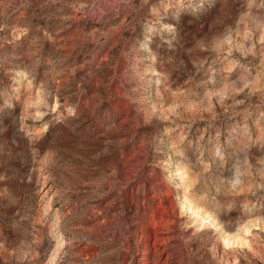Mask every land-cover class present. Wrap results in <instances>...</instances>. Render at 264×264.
I'll list each match as a JSON object with an SVG mask.
<instances>
[{
	"label": "rangeland",
	"instance_id": "1",
	"mask_svg": "<svg viewBox=\"0 0 264 264\" xmlns=\"http://www.w3.org/2000/svg\"><path fill=\"white\" fill-rule=\"evenodd\" d=\"M0 264H264V0H0Z\"/></svg>",
	"mask_w": 264,
	"mask_h": 264
},
{
	"label": "bare ground",
	"instance_id": "2",
	"mask_svg": "<svg viewBox=\"0 0 264 264\" xmlns=\"http://www.w3.org/2000/svg\"><path fill=\"white\" fill-rule=\"evenodd\" d=\"M183 205H184V207H186V206L189 207L192 204H191V202L188 199H184ZM202 213H204V212H201V210L199 209L198 210V215L201 216V222L205 223V220H206L207 217L203 216ZM56 245H57L56 246V251H55L54 254L57 256L59 251H60V249L62 248V245H63L62 237H60V235H58V234L56 235Z\"/></svg>",
	"mask_w": 264,
	"mask_h": 264
}]
</instances>
